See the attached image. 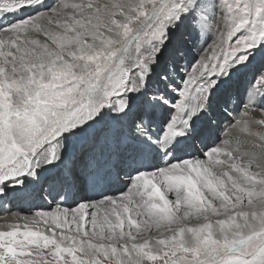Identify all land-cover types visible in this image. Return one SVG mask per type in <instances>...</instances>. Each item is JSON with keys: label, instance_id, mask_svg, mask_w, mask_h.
<instances>
[{"label": "snow or ice", "instance_id": "snow-or-ice-1", "mask_svg": "<svg viewBox=\"0 0 264 264\" xmlns=\"http://www.w3.org/2000/svg\"><path fill=\"white\" fill-rule=\"evenodd\" d=\"M0 264H264V0H0Z\"/></svg>", "mask_w": 264, "mask_h": 264}, {"label": "bare ground", "instance_id": "bare-ground-1", "mask_svg": "<svg viewBox=\"0 0 264 264\" xmlns=\"http://www.w3.org/2000/svg\"><path fill=\"white\" fill-rule=\"evenodd\" d=\"M0 222H2V221H0Z\"/></svg>", "mask_w": 264, "mask_h": 264}]
</instances>
